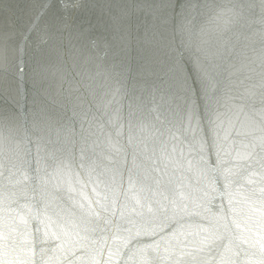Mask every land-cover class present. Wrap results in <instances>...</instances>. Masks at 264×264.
<instances>
[{
	"label": "clouds",
	"instance_id": "9594fccd",
	"mask_svg": "<svg viewBox=\"0 0 264 264\" xmlns=\"http://www.w3.org/2000/svg\"><path fill=\"white\" fill-rule=\"evenodd\" d=\"M238 3L155 5L163 13L156 45L176 70L174 82L181 67L193 70V88L182 92L195 133L170 137L165 125L163 139L146 138L132 121L131 102L126 130L117 129L92 111L86 84L83 92L50 84L31 101L27 90L22 101L0 98V264H88L86 256L105 247L112 249L111 264L125 245L132 255L147 233L159 232L166 237L162 251L148 264H223L219 253L236 236L234 222L248 227L239 177L226 176L218 157L249 103L242 90L248 73L233 39ZM10 71L0 65V81ZM120 75L126 85L138 73ZM260 76L264 82V67ZM158 163L161 171L171 164L178 180L170 171L153 176ZM260 218L255 264H264V211Z\"/></svg>",
	"mask_w": 264,
	"mask_h": 264
},
{
	"label": "water",
	"instance_id": "95a60500",
	"mask_svg": "<svg viewBox=\"0 0 264 264\" xmlns=\"http://www.w3.org/2000/svg\"><path fill=\"white\" fill-rule=\"evenodd\" d=\"M178 2V0H177ZM157 0H0V65L9 69L0 81L5 103L42 98L50 84L74 90L87 85L92 111L103 115L117 129L133 123L146 138L160 136L166 125L169 136L181 130L195 133L182 88H193L191 72L181 67L174 82L166 55L156 45L162 11ZM167 3V0H165ZM241 24L234 29L238 64L248 73L243 91L249 97L247 117L225 134L218 152L226 176L239 177L237 194L248 206V227L235 223L236 236L219 253L223 264H255L260 213L264 211V0H239ZM131 69L134 80L121 83V73ZM134 85V87H133ZM131 87V92L125 90ZM81 92L84 90L80 88ZM160 121H163L162 125ZM55 130L52 135L55 136ZM160 136V139H163ZM125 170L131 158L122 161ZM165 171L178 180L171 164ZM141 251L129 255L127 245L118 264H148L162 251L164 232L147 233ZM112 249L105 247L86 256L88 264H108Z\"/></svg>",
	"mask_w": 264,
	"mask_h": 264
}]
</instances>
